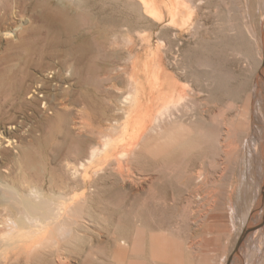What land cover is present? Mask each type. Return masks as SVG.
Masks as SVG:
<instances>
[{"label":"bare ground","instance_id":"obj_1","mask_svg":"<svg viewBox=\"0 0 264 264\" xmlns=\"http://www.w3.org/2000/svg\"><path fill=\"white\" fill-rule=\"evenodd\" d=\"M111 1L97 0L99 7L94 10L97 5H84V0H0V127H4L0 128V169L7 172L0 175V206L9 212L5 221L7 230L0 233V239L13 248L32 241L33 248L47 250L70 238L87 202L85 191L79 197V178H82L83 188L92 193L96 182L92 176L101 170L93 171L96 163L103 164L105 179V264H173L171 261L183 263L186 260H197L195 264H201L206 261V248L222 235L229 237L232 225L238 223L241 237L235 251H231L234 259L240 254L239 248L245 243L252 222L256 221L253 220L264 218V104H260L264 98L260 95L262 100L258 103L262 107L256 109V90L242 114L237 113V119L231 115L219 117L226 127L225 138L214 137L212 131L197 134L186 129L187 103H184L183 92L170 97L159 95L165 98L156 105L155 99L156 102L145 97L147 89L140 77L132 76L128 78L127 94L113 103L114 108L101 109V114L106 115L102 143L87 149L88 136L74 134L79 131V121L73 116L70 101L62 97L59 87H45V75L36 76L31 70L41 68L47 56L61 52L70 59L73 57L75 63H86L90 68L94 62L90 63V55L96 49L91 38L93 33L97 35L95 39L106 37ZM118 1L125 5L127 0L115 2ZM130 4L135 11L140 6L141 13H138L145 18L162 17L157 0H131ZM29 10L34 13L36 26L27 17ZM96 22L101 25L98 30L94 28ZM82 24L91 33L80 37ZM84 28L81 29L84 31ZM38 34L44 37L42 41L36 38L35 43L33 39ZM19 65L21 73H16ZM99 66L102 69L107 64ZM33 74L35 81H32ZM14 78L17 80L12 84ZM171 87L176 90L179 85L175 83ZM38 88L45 91L41 95L44 97L42 106L34 98ZM85 90H81L79 96L90 110L93 100ZM85 125L91 124L86 122ZM37 133H41L40 138H36ZM56 138L58 141H54ZM51 149L56 153L54 166L46 167V154ZM214 166L221 171H210L209 168H216ZM250 172L255 173L258 184L254 187L255 195H251L253 202L246 201L247 208L241 211L242 201L247 199L245 195L249 196L245 190L249 183L242 184V178L249 179ZM170 181L183 191L178 197L170 196L169 187L173 188V184L168 185ZM250 185L253 184L250 182ZM190 198L195 202L191 216L195 240L187 245L184 230L189 228L190 221L184 212L182 214L180 202ZM232 209L236 210L238 218L233 224ZM31 246L27 245L15 256H36Z\"/></svg>","mask_w":264,"mask_h":264},{"label":"rangeland","instance_id":"obj_2","mask_svg":"<svg viewBox=\"0 0 264 264\" xmlns=\"http://www.w3.org/2000/svg\"><path fill=\"white\" fill-rule=\"evenodd\" d=\"M115 1L117 0L110 2L112 5H110L111 9L109 8L111 18H109L108 25L105 27L107 29L106 37L103 39H95L97 35L94 33L93 35L91 34V41L94 40L92 42L96 49L90 55L91 57L89 56L91 59H88L91 60H89L90 63L94 61L91 63L92 66L96 62V65L93 66H97L94 68L96 70L92 69V66L89 68L86 63H75L72 59L73 57L70 59L69 55H66L64 52L57 53L55 56H49L51 58L47 56V60L41 68H31L36 76L45 75V87H59L58 89L61 90L62 97L70 101V109H73L71 110L73 116L76 118V121H79L77 122L79 131L76 130L74 134L76 136L79 135L78 137L83 136L86 138L88 136L89 142L86 145L88 146L87 149H90V146H100L102 143L105 134L106 115L101 114V109L105 106L107 107V111L110 108L111 110L114 108L113 103L127 94L129 90L128 84L130 82L128 78L131 79L132 76L140 77L142 84L147 89L145 91V97H150L152 100L155 99L157 102L153 101L156 102V105L165 98L159 95H169L168 97H170L172 95L177 96L178 91L183 92V100L186 101L184 103H187V105L184 104L187 108L184 110L185 112L183 111L187 117L185 127L191 133L200 134L206 130L212 131L211 134L214 137H221L222 135L225 138L224 130L226 127L223 125V122L221 123V119L224 118L223 116L230 115L237 119V115L239 113V115L242 114L244 106L249 102L252 95H254L255 90L257 93L255 108L261 105L263 106L264 99H259V97L261 95L264 98V76L261 75L264 73V0H182L183 2L179 0L181 3L177 0H171V2L170 0H157V5L160 12H162V17L157 20L143 17L140 14V6L137 7L136 12L130 4L131 0H127L129 2L126 1V3H124L125 0H122L125 5H122L118 1L122 6L117 2L118 5ZM83 4L97 5L94 7V10H97L99 7L97 0H84ZM171 10L172 12H170ZM130 11L132 15H130ZM188 12L190 15H187ZM27 15L30 21L33 20L31 22H35L33 19L34 13L31 10L27 12ZM32 24L36 26L38 23L35 22ZM94 24L96 30L101 28L100 23L96 22ZM82 25L85 26V24ZM83 26L81 28H84ZM81 28L80 37L86 33H91L87 32L88 30L86 31V26L84 31ZM41 35L34 36L35 38L33 40L37 38L36 40L39 39V41H42V37L44 36ZM125 37L130 43H126L128 40ZM36 40L34 41L35 43L38 42ZM64 56L66 57L64 58ZM14 62H18V60ZM45 63L48 64L46 65ZM104 63L107 64V67H102L101 69L99 65H104ZM21 65L15 68L16 73H21ZM34 74L32 81H35L36 78ZM16 80V78L12 79L11 83H15ZM84 81H87L88 84L86 82L84 84ZM175 83L179 85V88L176 90L173 87L170 88ZM159 84H162L161 88L155 89L154 87ZM32 85L34 87L37 86L34 83ZM32 85L31 89L33 88ZM87 88L88 91L85 90ZM38 89L37 94H39L37 95L35 93L37 97L35 96L34 98L41 102L42 106V99L44 97L42 98L41 95L45 91L40 88L39 92ZM81 90H85L92 96L93 107L90 110L85 108V104L79 96ZM159 90H164L166 93L163 94ZM73 99L75 100L71 102ZM261 100L262 102L260 103ZM73 102L77 104H73ZM188 109L193 110L189 112ZM188 112L189 115L187 114ZM221 115L222 118H219ZM86 122L91 125L87 127L85 125ZM219 122L222 126L219 125ZM80 123L82 124L80 125ZM80 127L82 128L81 130ZM0 128L2 130L4 129L3 126ZM59 135L62 134L59 133ZM40 136L41 133L36 134V138H40ZM58 138L54 141H58ZM238 138L241 140L243 137L239 135ZM54 141L53 143H55ZM193 142L195 144L196 140ZM33 148H36V145ZM55 157V151L53 149L49 150L46 154L45 166L53 167L54 164L52 163ZM214 167L216 168H209L210 171L211 169L212 171L213 169H216L217 172L221 171L220 167ZM93 168V171L97 168L101 170L98 174L93 173L94 175L92 177L94 182H96L94 183L95 188L92 193L89 189L83 188L82 178H79L80 187L78 194L86 193L87 202L84 204V209L82 208V214H79L78 223L76 224L77 226H74L73 235L70 238L68 237V239L65 238L61 244L59 243V245L50 247L47 250H44V247L40 249L33 248L35 245H33L32 241V244L30 242H27L26 245L25 243H20L21 245H18V248H13V245L6 246L5 241L0 239V264H105V244L103 239L105 240L106 238L107 215L104 201L105 179L103 178V164L95 163ZM2 173L7 174V172L0 169V175ZM251 173L253 172H250L249 179L242 178V184L245 181L249 183H244L247 186H245V190L247 189L246 193L248 192L247 195L249 196L245 195L247 199L245 198L242 201L244 205L240 203L243 207L239 208L241 211L247 208L246 201L251 199L249 202H253L254 196L251 195L253 192L255 193L254 187L258 184L257 176L255 173ZM248 181L253 185H250ZM38 182L40 183L41 181L38 180ZM168 185L173 186V188L169 187L170 196L174 195L178 197L182 194L183 191L181 192V190L176 188L174 181H170ZM250 186L254 189L252 187L251 189ZM172 191L174 192L172 193ZM183 195L187 196L186 193H183ZM79 197H82V195ZM185 201L186 199L183 201L184 203L182 201L180 202V208L183 210L182 214L184 212L185 218L190 221V230L189 228L186 230L183 229L185 232L184 235L186 234L184 237L185 242L189 244L195 240L191 231L193 223L191 216L195 202L191 198ZM231 203L233 204V202ZM232 210L230 218L233 224L238 218L235 215L236 210ZM8 213L4 209L2 210L0 206V233L3 230H7L6 222L9 217L7 216ZM81 215L82 217L80 219ZM261 219L256 218L253 220L256 221L252 222V230L250 228L252 233L250 231L248 232V237L245 241L246 244L243 242V246L239 248L240 250L243 248L241 251L239 250V258L235 257L233 259L231 257L233 254L231 251H235L234 248L237 247L236 244H238L241 237L238 235L240 233L239 224L235 223L232 225L233 228L229 237L222 235L219 241H213V244L206 248L208 251L206 261L201 264H238V262L239 264H264V218ZM259 221L261 222L259 223ZM256 225L259 227L255 228ZM181 233L183 232L181 231ZM226 237L229 239H225ZM27 245H32L33 251L35 253L37 252L36 256L26 257V255L24 256L22 254L16 257L15 254H18V251L24 249ZM39 252H43V255L39 254ZM37 254L39 255L37 256ZM171 262L173 264L182 263L181 261L176 263ZM193 262L192 260H186L182 264H195L198 261Z\"/></svg>","mask_w":264,"mask_h":264},{"label":"water","instance_id":"obj_3","mask_svg":"<svg viewBox=\"0 0 264 264\" xmlns=\"http://www.w3.org/2000/svg\"><path fill=\"white\" fill-rule=\"evenodd\" d=\"M264 76V75H263Z\"/></svg>","mask_w":264,"mask_h":264}]
</instances>
